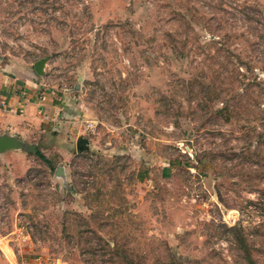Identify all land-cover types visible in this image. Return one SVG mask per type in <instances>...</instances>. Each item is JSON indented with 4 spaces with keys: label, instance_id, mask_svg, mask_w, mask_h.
Wrapping results in <instances>:
<instances>
[{
    "label": "rangeland",
    "instance_id": "obj_1",
    "mask_svg": "<svg viewBox=\"0 0 264 264\" xmlns=\"http://www.w3.org/2000/svg\"><path fill=\"white\" fill-rule=\"evenodd\" d=\"M0 55L89 139L0 176V264H264V0H0Z\"/></svg>",
    "mask_w": 264,
    "mask_h": 264
},
{
    "label": "crops",
    "instance_id": "obj_2",
    "mask_svg": "<svg viewBox=\"0 0 264 264\" xmlns=\"http://www.w3.org/2000/svg\"><path fill=\"white\" fill-rule=\"evenodd\" d=\"M29 64L19 55L8 60L0 55V135H11L21 141V146L0 151L3 177L7 172L17 175L25 171L29 152H39V148H32L27 142L47 138L57 131L61 139L74 138L76 149L81 150L77 140L79 136L85 137L80 126V108L68 100V88H50L45 66L44 73L39 74ZM62 150L66 152V146Z\"/></svg>",
    "mask_w": 264,
    "mask_h": 264
},
{
    "label": "water",
    "instance_id": "obj_3",
    "mask_svg": "<svg viewBox=\"0 0 264 264\" xmlns=\"http://www.w3.org/2000/svg\"><path fill=\"white\" fill-rule=\"evenodd\" d=\"M47 59H48L47 56H41L33 62L34 69L37 73L39 74L44 73V66H45V62L47 61ZM77 143H78L79 148L82 149V144H87L88 138L79 136ZM18 146H21V141H19L16 137L7 135V134L0 135V151H3L7 148H13V147H18ZM56 170H57V173H60L59 167H57Z\"/></svg>",
    "mask_w": 264,
    "mask_h": 264
},
{
    "label": "trees",
    "instance_id": "obj_4",
    "mask_svg": "<svg viewBox=\"0 0 264 264\" xmlns=\"http://www.w3.org/2000/svg\"><path fill=\"white\" fill-rule=\"evenodd\" d=\"M231 228L237 229V226H232ZM241 235L242 234H240V236L237 237V243H243L245 241L244 237H242ZM243 253H244L243 257L245 259V264H258L257 259L252 255V253L248 250L247 247L244 248Z\"/></svg>",
    "mask_w": 264,
    "mask_h": 264
},
{
    "label": "built area",
    "instance_id": "obj_5",
    "mask_svg": "<svg viewBox=\"0 0 264 264\" xmlns=\"http://www.w3.org/2000/svg\"><path fill=\"white\" fill-rule=\"evenodd\" d=\"M93 127H94L93 122L88 121V122L86 123V128H87V129H91V130H93Z\"/></svg>",
    "mask_w": 264,
    "mask_h": 264
}]
</instances>
